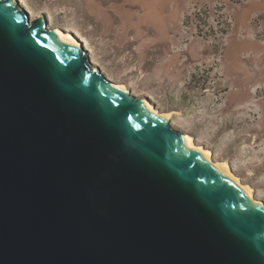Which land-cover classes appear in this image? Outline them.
<instances>
[{"label":"water","instance_id":"water-1","mask_svg":"<svg viewBox=\"0 0 264 264\" xmlns=\"http://www.w3.org/2000/svg\"><path fill=\"white\" fill-rule=\"evenodd\" d=\"M59 30L0 0V264H264V206Z\"/></svg>","mask_w":264,"mask_h":264},{"label":"rangeland","instance_id":"rangeland-1","mask_svg":"<svg viewBox=\"0 0 264 264\" xmlns=\"http://www.w3.org/2000/svg\"><path fill=\"white\" fill-rule=\"evenodd\" d=\"M264 204V0H18ZM125 47L123 49H118Z\"/></svg>","mask_w":264,"mask_h":264},{"label":"bare ground","instance_id":"bare-ground-1","mask_svg":"<svg viewBox=\"0 0 264 264\" xmlns=\"http://www.w3.org/2000/svg\"><path fill=\"white\" fill-rule=\"evenodd\" d=\"M59 32V34L65 39V40H67V41H69L70 43H72V44H74V45H79L80 43H79V41L76 39V38H74V35H72V34H70V33H67V32H65V31H61V30H59L58 31ZM84 47V46H83ZM123 48H125V47H120V48H118V49H123ZM118 85H120L122 88H125V89H128L125 85H123V84H118ZM134 95V94H133ZM145 101H146V103H147V105H148V107H150L153 111H155L156 113H159V114H162V116H167L168 115V117H167V121L168 122H171L170 120H171V114H164V113H160L154 106H152L149 102H148V100H146L145 99ZM158 111V112H157ZM172 124V123H171ZM173 125V124H172ZM186 138H187V140H189V142L197 149V150H199L202 154H203V156L207 159V160H209V161H211V162H213L214 164H215V166H219V168H220V170H222L224 173H226L228 176H230L240 187H241V189L247 194V195H249V196H251V197H253L254 199H256L254 196H255V194H254V190L252 189V187L251 186H249L248 184H244L242 181H241V179L238 177V176H236L235 175V173L232 171V169L230 168V166H229V164L227 163V162H223V163H219V162H216V161H214V159H213V155H212V153L209 151V150H207L206 148H204V147H202V146H200V145H198L195 141H194V139L191 137V136H188V135H186L185 136ZM258 202H259V204L260 205H262V206H264V204H262L259 200H258Z\"/></svg>","mask_w":264,"mask_h":264},{"label":"snow or ice","instance_id":"snow-or-ice-1","mask_svg":"<svg viewBox=\"0 0 264 264\" xmlns=\"http://www.w3.org/2000/svg\"><path fill=\"white\" fill-rule=\"evenodd\" d=\"M185 139H187L186 137H185ZM198 151V150H197Z\"/></svg>","mask_w":264,"mask_h":264}]
</instances>
